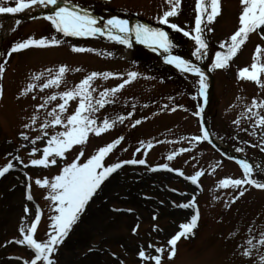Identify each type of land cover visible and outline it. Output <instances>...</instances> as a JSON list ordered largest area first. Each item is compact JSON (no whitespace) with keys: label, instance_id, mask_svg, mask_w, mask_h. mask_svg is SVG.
<instances>
[{"label":"rangeland","instance_id":"obj_1","mask_svg":"<svg viewBox=\"0 0 264 264\" xmlns=\"http://www.w3.org/2000/svg\"><path fill=\"white\" fill-rule=\"evenodd\" d=\"M72 2L105 20L118 17L163 29L169 34L174 54L195 61L201 59L193 54L197 45L191 38L195 35L197 0H181L178 15L169 17V24L159 21L171 9L169 0ZM3 4L15 6V0H3ZM241 11L240 0H221V14L203 25L204 35L210 42L209 52L204 55L207 67H211L217 51L226 50L220 45L238 30ZM5 22L0 20V65L4 66L0 75V168L9 162L13 168L0 176V264H26L34 258L33 250L15 240L22 238L19 229L30 227L37 211L40 221L34 238L45 241L53 231L52 217L58 214L55 202L47 198L50 188L37 185L36 179L46 178L51 182L66 164L77 158L79 163L86 162L99 148L120 137L123 139L105 156L103 163L105 166L121 163L122 167L101 184L63 242L56 246L51 254L54 264H155L150 258L156 255L161 256V264H264L261 259L264 244L259 243L264 239V189L253 185L222 187L220 181L226 178L245 179L242 166L210 142L192 139L202 136L198 112L203 96L196 74L175 69L141 46L133 48L132 43L129 47L101 35L65 37L45 18L30 21L13 18L7 23L10 31L2 39ZM173 23L183 31L172 29ZM184 31L190 35L185 36ZM42 37H55L61 43L44 48L29 47L8 55L16 43ZM258 45L264 50L261 29L249 34L227 67L213 69L208 119L216 137L246 156L264 162V127L257 126V117L247 113L254 98L264 100V88L238 77L240 69L253 63ZM73 46L92 51L74 52ZM259 61L264 62V51ZM60 66L69 69L62 83L58 87L43 88L49 78L47 69H52L54 74ZM92 72L114 74L107 79L103 76L93 79L94 98L122 84L129 72L138 73L134 80L109 95L111 103L93 113L98 123L107 118L115 121L114 127L100 135L89 133L85 144L74 145L66 150L64 157H55V164L32 165V159L42 157L47 140L64 130L62 125L41 127L51 120L49 112L56 109L59 113L57 106L63 102L59 93L74 88ZM34 76L40 79L35 80ZM261 80L264 81V75ZM29 84L36 87L23 94ZM207 84L208 90V78ZM52 95L57 99L47 101ZM78 103V97L70 100L67 110L60 113L65 122ZM41 104L45 107L40 108ZM253 111L264 115V109ZM119 117H124L123 122ZM137 120L141 123L136 124ZM25 124L29 127L25 128ZM21 133L29 139L25 140ZM37 136L41 139L37 140ZM149 143L151 148L147 147ZM33 148L38 151L33 153ZM81 151L83 156L79 155ZM169 155L173 159L169 160ZM132 159H144L146 163H123ZM164 164L168 169L161 167ZM197 171L203 175L193 184L188 177ZM251 178L264 183V175L255 170ZM29 191L32 200L27 199ZM240 191H244L243 196L239 195ZM189 202H193L192 207H179ZM99 209H102L98 212L100 216L91 221L90 215ZM176 211L183 213L176 214ZM197 212L196 227L187 238L177 241L175 254L169 258L171 246L167 241L180 231L181 223L190 222ZM249 240L252 245L248 244ZM158 247L163 252L157 253ZM141 249L148 259L139 257ZM246 249L249 255H244Z\"/></svg>","mask_w":264,"mask_h":264},{"label":"snow or ice","instance_id":"obj_2","mask_svg":"<svg viewBox=\"0 0 264 264\" xmlns=\"http://www.w3.org/2000/svg\"><path fill=\"white\" fill-rule=\"evenodd\" d=\"M181 0H169L171 9L165 11L163 16L159 18L160 23L169 24V17L178 15V8ZM242 11L239 15V27L238 30L232 34L228 41L220 45L221 49H226L225 51H217L215 53L214 61L211 65L213 69H222L228 66L229 61L238 53L242 45L247 41L249 34L255 32L257 29H261L264 32V0H240ZM58 5V0H15V6H4L3 0H0V13H20L26 9L31 8L33 5ZM196 17H195V35H192V39L195 41L197 47L193 53L197 59L202 58V56L207 54L208 44L203 37V32L205 28L202 25L210 24L213 22L217 16L221 14V0H197L196 3ZM52 27L58 33H62L65 37H95L97 35H106L110 40L117 41L121 44H126L131 47L130 34L135 33V38L138 42L142 44H147L153 47L155 51L157 47L163 49L167 53H171L173 47L172 42L169 39L168 32L160 28H152L148 25L137 24L135 28L129 27V22L125 19H120L118 17H112L107 20L103 27L98 26V19L92 15L86 9L81 8L76 5L72 0H64L62 6H57L55 10L45 17ZM19 23V21H17ZM172 29L178 31H183L178 25L171 24ZM122 34V35H121ZM185 36H189L190 33L184 31ZM60 40L52 37L51 39L47 37L42 38H29L23 42L16 43L12 46L8 55L13 52H17L29 47L44 48L52 45H59ZM72 51L74 52H85L92 51V49H86L83 47L73 46ZM261 46H257L255 50V55L253 57V63L250 67H244L239 70L238 77L241 80L253 81L264 88V81L261 80L262 75H264V62H260L259 58L262 53ZM166 62L174 65L181 71L192 72L199 77V92L200 95L204 96L205 101H207V77L205 72L198 66L190 63L188 60L181 58L178 55L169 54L166 57ZM69 71L67 66H60L58 70L53 74L52 69H47L49 73V78L43 84V88H48L51 86H59L64 78V74ZM79 71V69H76ZM4 72V66L0 65V75ZM43 75V73H41ZM113 73H96L92 72L90 75L85 77L80 81L74 88L59 93L60 99L63 101L57 107L59 108V113L56 109H53L48 113L51 117L49 122L44 123L41 127L48 128L49 126H59L62 125L64 130L56 132L50 139L47 140L46 146L43 148V155L39 159H32L30 163L34 166L43 165L48 166L49 163L55 164V157H64L66 150H70L74 145H83L87 142L89 133H94L100 135L101 133L114 127L115 121L110 122L105 118L102 123H98L93 117V113L97 112L100 108H103L106 104L111 103L108 99L109 95H114L120 89H122L126 84L130 83L137 76V72H129L127 74V79L116 88L106 89L101 92L99 98H94L92 96L91 82L97 76H103L105 79L113 76ZM33 79L39 80L40 76H34ZM36 85L29 84L26 89H24L23 94H27ZM0 95H2V88H0ZM79 98V103L72 115L67 116L66 122L60 115L67 110V105L70 100ZM35 98V97H33ZM57 99L56 95L49 96L47 101H54ZM46 101V102H47ZM40 108L45 107V104L39 105ZM264 109V100L258 101L255 98L252 100L251 106L247 108V113L251 116L257 117L256 124L259 127H264V115L259 111H253V109ZM175 111V109H173ZM202 111V109H201ZM119 120L123 122L124 117H119ZM36 117H32V122L35 123ZM136 124L141 123L140 120L135 122ZM239 123V121H236ZM135 126V125H133ZM25 128L29 127L28 124L24 125ZM47 135V133H45ZM21 136L28 140L29 137L24 133ZM36 139H41L37 136ZM123 137L114 140L112 143L107 144L104 147L99 148L95 154L91 155L86 162L79 163L77 160L66 164L60 171L58 175L52 178L51 182L48 179H36L35 183L39 186H48L50 188V193L47 198L55 202V212L58 213L52 217V233L48 236L45 241H38L34 238V234L37 230L38 223L40 221V213L37 211L35 219L31 223L30 227L25 229L21 227L19 229L22 238L15 240V243L26 245L29 249L34 251V258L31 259L30 264H54L51 259V254L55 251L56 246L63 242L64 238L68 235L72 226L79 219V215L85 208L88 201L95 194L97 189L100 188L101 184L110 177L117 169L122 167L121 163H114L110 166H105L103 160L105 156L112 151V149L120 143ZM192 139L196 141L208 140L209 133L205 129L202 136H196ZM31 143L35 144V140ZM148 148L152 147V144L147 145ZM38 149L33 148L32 152L35 153ZM83 151L80 152V156H83ZM174 155V154H173ZM173 155H169L168 159H173ZM51 158V159H50ZM19 159V157H16ZM123 163L126 164H145L144 159L127 160ZM243 168V173L245 179H229L226 178L220 181L222 187H233L240 188L242 185H253L257 188L264 189V183L256 179H252L253 166L244 161H239ZM161 167L168 169V165L164 164ZM13 164L9 162L6 166L0 168V176L7 173ZM155 170V169H153ZM184 175L183 172L179 173ZM203 175L202 172L197 171L194 175L188 177L193 184L198 183V178ZM31 185H29L30 189ZM240 196L244 195V191H240ZM238 198V197H237ZM28 200H32L33 197L30 194L27 195ZM234 202V201H233ZM193 206V202L179 205L182 208H190ZM28 209L25 208V212ZM199 214L198 212L191 216L190 222L181 223L179 225L180 231H177L171 238L167 241V244L171 246V251L169 252V258H172L175 254V245L181 237L187 238V235L192 233V230L196 227ZM155 218V217H154ZM135 231V229H134ZM259 243L264 244V239ZM249 245H252V241H248ZM151 247V245H149ZM157 253L163 252L162 248H156ZM250 251L245 250L244 255H249ZM139 257L142 259H148L144 250H140L138 253ZM150 259L155 261V264H161V256L156 255ZM264 262V257L261 258ZM28 264V262H26Z\"/></svg>","mask_w":264,"mask_h":264},{"label":"water","instance_id":"obj_3","mask_svg":"<svg viewBox=\"0 0 264 264\" xmlns=\"http://www.w3.org/2000/svg\"><path fill=\"white\" fill-rule=\"evenodd\" d=\"M23 12L25 13V11H23ZM45 15H46V14H44L42 11H36V10H35L32 14H30V16H31L32 18L41 17V16H45ZM148 49H149L150 51L156 53V51H154L152 47H148ZM161 57L163 58V60L166 61V57H165V56H161ZM181 58L188 60V58H186V57H181ZM188 61H189V60H188ZM189 62H190V61H189ZM197 65H199L200 67H203L202 62L197 63ZM203 68H204V67H203ZM205 70H206V72L208 73V75H209V77H210V80H211V88H210V91H212V87H213V83H214V77H213L212 73H211L208 69L205 68ZM201 109H202V111L200 110V116H201V119H202V124H203L204 129H206V130L208 131L210 140H211V141H212L217 147H219V148H221V149H223V150L229 152L230 154H232L230 151H228L226 148H224V147H223V146L217 141V139L213 136V134H212V132H211V129H210V126H209V122H208V118H207V102L205 101V98H203ZM232 155H233V157H234L236 160H238V161H240V160H244V161L250 163V164L253 166V169H255L256 171H260V172L264 173V170H260V169L258 168V165H259V164H262L261 161H259V160H257V159H253V158H248V157H246V156H244V155H240V154H232Z\"/></svg>","mask_w":264,"mask_h":264},{"label":"bare ground","instance_id":"obj_4","mask_svg":"<svg viewBox=\"0 0 264 264\" xmlns=\"http://www.w3.org/2000/svg\"><path fill=\"white\" fill-rule=\"evenodd\" d=\"M62 2H60V3H58V5H60ZM55 10V8H51L50 9V12L52 13L53 11ZM28 11H32V10H28ZM20 13H15V14H4V15H2L1 14V16H0V19L1 20H5V21H7V22H9L12 18H13V16L14 15H18V16H20V17H18L21 21H24L25 19H27V15H28V13H25V14H20ZM98 21H99V24H98V26H100V27H103V25L104 24H106V22H107V20H102V19H98ZM134 29V28H133ZM10 31V25H7L6 24V28H5V31H4V34H8V32ZM132 38H131V43H132V47L133 48H138V46H140L142 43H140V42H138L137 40H136V38H135V33L134 32H132ZM156 51L159 53V54H161V55H167V54H169V53H167V52H165L163 49H160L159 47H157L156 48ZM218 142H220L225 148H227L228 150H230L232 153H234V154H237V153H239L240 151H238V150H236V149H234V148H232L230 145H228L227 143H225L223 140H219L218 139ZM258 168L260 169V170H264V165L263 164H259L258 165ZM100 210H102V209H99V210H97L95 213L96 214H91L90 215V220L91 221H96L95 220V218L97 217V216H100V213H98V212H100ZM176 214H180V213H183V212H178V211H176L175 212ZM98 214V215H97ZM180 243V242H179Z\"/></svg>","mask_w":264,"mask_h":264},{"label":"trees","instance_id":"obj_5","mask_svg":"<svg viewBox=\"0 0 264 264\" xmlns=\"http://www.w3.org/2000/svg\"><path fill=\"white\" fill-rule=\"evenodd\" d=\"M210 66V65H209ZM213 70V68H211Z\"/></svg>","mask_w":264,"mask_h":264}]
</instances>
